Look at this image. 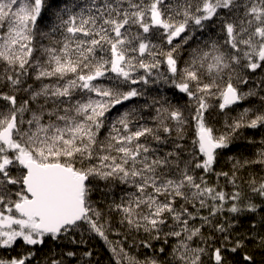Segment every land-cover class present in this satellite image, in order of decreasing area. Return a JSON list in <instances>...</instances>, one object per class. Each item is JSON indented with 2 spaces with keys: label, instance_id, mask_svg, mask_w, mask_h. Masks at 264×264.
<instances>
[{
  "label": "snow or ice",
  "instance_id": "obj_1",
  "mask_svg": "<svg viewBox=\"0 0 264 264\" xmlns=\"http://www.w3.org/2000/svg\"><path fill=\"white\" fill-rule=\"evenodd\" d=\"M249 130L264 0H0V264H264Z\"/></svg>",
  "mask_w": 264,
  "mask_h": 264
},
{
  "label": "trees",
  "instance_id": "obj_2",
  "mask_svg": "<svg viewBox=\"0 0 264 264\" xmlns=\"http://www.w3.org/2000/svg\"><path fill=\"white\" fill-rule=\"evenodd\" d=\"M158 87L159 86H155V85L151 86L149 88V95H156ZM165 94L171 96V91L165 89ZM133 103H143V100L141 99V100L135 101ZM115 114H116V112H115V110H113L112 115L115 116ZM254 134L257 135V139H258L259 135H264V132H260L257 134L255 132V130H249V132L247 133V135H249V136L254 135ZM241 150H243V149L234 148V151H241ZM118 219H119L118 216L114 215L112 217L113 228L111 230H109V232H108L109 240L113 241L114 243L116 241H122L123 240V236H117L114 234L116 228L118 227V223H117ZM120 231L123 232L124 229L120 228ZM85 238H86V244L84 245V247L93 251V253H94L93 260L94 261H99V264H114V260L112 258V253L108 250V245L100 237L95 236L93 234L91 239H88V234L85 233ZM131 244H132V238L129 237V239L125 243V247H128ZM130 251L132 252L133 255H138L141 259L144 258L145 254H151L150 250H145V249L131 248ZM0 254H3V253L0 252Z\"/></svg>",
  "mask_w": 264,
  "mask_h": 264
}]
</instances>
